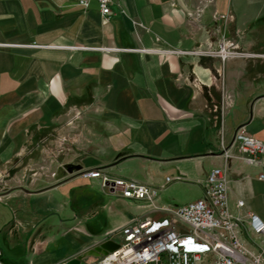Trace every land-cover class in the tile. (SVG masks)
I'll return each mask as SVG.
<instances>
[{
	"label": "crops",
	"instance_id": "1",
	"mask_svg": "<svg viewBox=\"0 0 264 264\" xmlns=\"http://www.w3.org/2000/svg\"><path fill=\"white\" fill-rule=\"evenodd\" d=\"M111 10L0 0V264L94 260L132 220L201 199L215 168L243 244L257 249L264 154L246 164L232 142L242 129L264 143V0H114ZM221 37L240 51L223 65L204 51ZM222 85L232 102L221 118ZM95 169L156 197L91 190L100 181L82 173Z\"/></svg>",
	"mask_w": 264,
	"mask_h": 264
},
{
	"label": "built area",
	"instance_id": "2",
	"mask_svg": "<svg viewBox=\"0 0 264 264\" xmlns=\"http://www.w3.org/2000/svg\"><path fill=\"white\" fill-rule=\"evenodd\" d=\"M90 1L78 0V3L88 8ZM96 1L103 17H110L114 0ZM220 18L224 19L223 16ZM204 51L222 65L228 59L240 55L239 47L225 38L215 47L209 45ZM219 75L223 83L222 72ZM231 102V97L222 85L217 109L221 118ZM233 144L238 145L246 164H257L264 154V143L247 136L242 129L235 132ZM221 148L226 150L223 140ZM82 176L99 180L102 189L108 193L119 194L128 200L143 201L148 205L152 204L157 194L155 188L145 184L109 178L101 169L84 172ZM259 180H264L263 174L259 175ZM202 190L203 197L197 201L174 210L164 208L163 211L168 213L166 218L155 220L143 217L132 220L119 230L120 239L113 251L86 263L76 259L62 264H200L208 254L214 257L211 264H264V223L254 215L250 216L252 232L261 239V244L255 250L248 249L240 238L239 220L228 209L226 170L212 169ZM238 206L242 207L243 203L238 202Z\"/></svg>",
	"mask_w": 264,
	"mask_h": 264
},
{
	"label": "rangeland",
	"instance_id": "3",
	"mask_svg": "<svg viewBox=\"0 0 264 264\" xmlns=\"http://www.w3.org/2000/svg\"><path fill=\"white\" fill-rule=\"evenodd\" d=\"M220 17H221V16H220ZM220 19H223V18H220ZM222 38H223V37H221V38L218 40V42L221 41ZM226 40H228V39H226ZM228 41H230V40H228ZM218 42H217V44H218ZM217 44H216V45H217ZM238 52H240V51H238ZM99 188L102 189L101 185H98V187L90 186V189H91V190H94V191H95V190H98ZM213 259H214L213 255H211V254L205 255V256L202 258V261H201L200 264H211V262L213 261Z\"/></svg>",
	"mask_w": 264,
	"mask_h": 264
},
{
	"label": "water",
	"instance_id": "4",
	"mask_svg": "<svg viewBox=\"0 0 264 264\" xmlns=\"http://www.w3.org/2000/svg\"><path fill=\"white\" fill-rule=\"evenodd\" d=\"M116 248V245L112 243L104 244L99 250L101 253L106 254L108 251H113Z\"/></svg>",
	"mask_w": 264,
	"mask_h": 264
}]
</instances>
